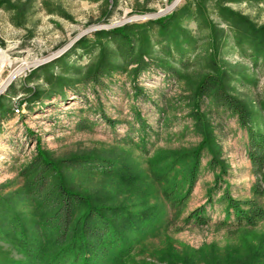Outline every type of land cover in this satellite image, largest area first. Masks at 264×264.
Instances as JSON below:
<instances>
[{
    "label": "rangeland",
    "instance_id": "374dc122",
    "mask_svg": "<svg viewBox=\"0 0 264 264\" xmlns=\"http://www.w3.org/2000/svg\"><path fill=\"white\" fill-rule=\"evenodd\" d=\"M175 2L0 0V48L7 59L0 63V90L18 73L0 91L2 230L10 207L28 238L35 235L33 208L20 192L25 184L21 173L39 151L53 161L97 157L112 160L113 166L125 168L121 173L127 179L129 172L133 179L122 183L103 175L98 164L91 166L98 167L92 172L77 165L75 170H62L67 186L91 195L101 206L147 210L157 222L134 245L127 264H264V223L245 231L221 225L233 221L222 199L225 192L264 208V196L254 197L252 190L258 184L264 191V170L260 177L253 173L248 137L237 115L211 98L195 95L202 79L215 74L210 70L214 66L217 76L224 74L228 94L249 109L253 127L264 133V57L256 58L248 39L239 40L217 10L224 7L261 27L264 0H181L173 7ZM172 14L180 18L177 25L183 35L178 42L183 36L192 42L185 65L179 63L182 55L173 45L162 48L157 25L149 24ZM139 24L146 25L131 36L136 47L147 39L143 60L149 65L134 75L136 65L123 63L116 44L98 34ZM80 40L89 43L87 49L77 45ZM102 53L118 70L88 83L85 75ZM161 63L173 74L163 71ZM60 81L66 84L60 94L29 101L35 91L44 95L53 86L59 89ZM196 111L209 123L208 146L220 165L211 171V154L205 148L190 194L175 207L165 200V185L154 178L149 162L171 161L203 142L195 125ZM202 206L206 222L198 225L190 213ZM2 237L0 264L25 262L10 237Z\"/></svg>",
    "mask_w": 264,
    "mask_h": 264
},
{
    "label": "trees",
    "instance_id": "16d2710c",
    "mask_svg": "<svg viewBox=\"0 0 264 264\" xmlns=\"http://www.w3.org/2000/svg\"><path fill=\"white\" fill-rule=\"evenodd\" d=\"M217 10L218 14L230 23L239 40L248 39L252 44L254 56L264 57V26L255 27L246 18L224 7L217 6ZM179 21L177 14H172L169 18L158 19L149 24L157 25L162 48L169 49L173 45L176 52L182 55L179 56V63L185 65L186 49L192 42L184 39V36L181 42H178V36L183 35L177 25ZM145 25L116 28L98 34V37L109 38L116 44V51L123 63L136 65L131 72L134 75L149 65L143 60L144 54H148L147 39L136 47L131 36L134 29L141 31ZM85 43V40H80L77 45L87 49L89 43L86 45ZM186 43L187 45L182 46ZM105 59L102 53L97 63L88 69L85 75L88 83H97L102 77L111 75L114 69L118 70L114 64L107 63ZM159 65L163 71L167 73L170 71L166 64ZM210 70L215 74L207 75L202 79L195 95L198 98L202 96L211 98L222 108L237 115L238 123L248 137L247 158L254 175L260 177L264 170V133L253 127L252 113L249 109L228 94L224 74L217 76L218 70L214 66ZM170 72L173 74L174 71ZM63 85H66L65 82L60 81L59 89L53 86L44 95L35 91L30 94L29 101L49 98L52 94L59 93ZM0 109H4V106H0ZM262 111L264 113V104ZM194 115L195 125L203 135V142L190 153L176 155L171 161L155 158L149 162L154 178L165 185L163 190L165 200L175 207L182 206L190 194L199 174V155L205 148L211 154V161L208 164L211 171H215L220 165L216 155L208 146L212 135L209 123L198 111ZM94 164L102 167V174L108 178L118 179L122 183H128L133 179V174L131 175L130 172L127 179L126 175L121 173L123 168L113 166L116 163L112 160L82 156L53 161L46 153L40 151L24 168L21 175L25 179V184L20 196L27 197L33 208L35 235L31 239L28 238L21 219L10 207H8L9 214L4 216L7 222L5 230H2L0 225V235L5 238L10 237L8 241L14 243L26 259L25 262H15V264H127L134 245L149 234L152 231L151 227L157 222L150 217L152 212L123 206H101L96 203L99 200L91 195L80 194L67 186L62 170L70 167L75 170L78 165L83 170L92 172L98 168L91 167ZM171 174L175 177H170ZM252 190L254 197L264 196L260 185L256 184ZM222 199L226 202L227 209L231 210L233 221L221 225L231 227L235 231H245L264 223V208L255 200H234L226 192ZM204 209L202 206L190 213V218L198 225L206 222ZM152 220L155 222L151 223Z\"/></svg>",
    "mask_w": 264,
    "mask_h": 264
},
{
    "label": "bare ground",
    "instance_id": "6f19581e",
    "mask_svg": "<svg viewBox=\"0 0 264 264\" xmlns=\"http://www.w3.org/2000/svg\"><path fill=\"white\" fill-rule=\"evenodd\" d=\"M180 1H181V0H176V2H175V4L173 5V7H175L176 5H178ZM1 62H7V59H6V57L4 56V53H3V51H2L1 48H0V63H1ZM22 69H23V68H22ZM22 69H21V70H22ZM16 74H18V73H16ZM16 74L14 73L13 75H11V76L9 77V80H8L6 83L3 84V86L1 87V90H0V91H2V90L5 88V85H6L8 82H10V81L15 77Z\"/></svg>",
    "mask_w": 264,
    "mask_h": 264
}]
</instances>
